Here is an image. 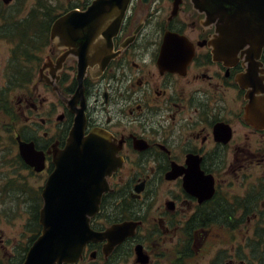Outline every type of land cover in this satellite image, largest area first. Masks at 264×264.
Returning a JSON list of instances; mask_svg holds the SVG:
<instances>
[{"label":"flooded vegetation","instance_id":"af4514ba","mask_svg":"<svg viewBox=\"0 0 264 264\" xmlns=\"http://www.w3.org/2000/svg\"><path fill=\"white\" fill-rule=\"evenodd\" d=\"M15 1L0 0L3 71L20 90L16 101L4 92L6 79L0 87V159L5 164L10 136L16 162L47 181L80 115L82 137L98 133L112 167L90 218L103 237L63 264H198L216 228L243 233L248 252L222 248L207 264H264V46L248 43L221 57L220 16L192 0H129L119 24V8L101 7L107 17L96 18L98 32L82 51L55 24L94 0L52 18L55 6L40 0L20 21L7 16L17 13L8 9ZM29 48L37 67L24 76L12 60L21 67ZM31 148L40 169L24 157Z\"/></svg>","mask_w":264,"mask_h":264},{"label":"water","instance_id":"95a60500","mask_svg":"<svg viewBox=\"0 0 264 264\" xmlns=\"http://www.w3.org/2000/svg\"><path fill=\"white\" fill-rule=\"evenodd\" d=\"M128 1L94 0L87 11L76 10L61 17L55 28L70 44L81 45L83 51L98 32L96 18L100 17L103 21L107 17L99 12L101 7L106 9V5H110L112 9L119 8L121 14L116 21L119 24ZM192 1L199 9L206 10L212 19L215 15L220 16V36L215 44L217 55L229 56L230 48L234 52L248 43H259L261 49L264 46V0ZM108 17L112 16L108 14ZM67 26H71L72 30L67 31ZM170 48V44L166 43L164 52L167 53ZM81 65L80 75L84 71V64ZM81 129L78 115L67 147L55 152V170L43 190L44 206L40 211L42 233L31 246L23 264L76 262L89 240L103 237L91 228L90 218L99 211L106 188L100 179L111 173L112 167L106 158L108 149L98 142V133L85 138ZM33 148L24 151V157L40 169L42 166H38L34 159L36 152ZM120 227L123 231L126 224H120ZM113 231H117L115 226L106 233L110 235Z\"/></svg>","mask_w":264,"mask_h":264},{"label":"rangeland","instance_id":"374dc122","mask_svg":"<svg viewBox=\"0 0 264 264\" xmlns=\"http://www.w3.org/2000/svg\"><path fill=\"white\" fill-rule=\"evenodd\" d=\"M40 0H16L12 8L17 10L16 14H8V17L18 18L22 20L28 16L39 5ZM55 6V10L52 11V16L62 12L65 6L76 5L81 3L80 0H43V3ZM84 1V0H83ZM50 4V3H49ZM41 10V9H40ZM45 12V11H44ZM46 14L49 13L46 11ZM44 15L37 14L36 22L43 19ZM2 21L0 20V25ZM43 27L40 25L36 33L39 37L40 43L45 41V33L41 30ZM0 40V76L4 79H0L1 84L9 82V68L3 71V63L9 64V59L4 61L6 56V48ZM31 48L19 56L21 61V67L16 65L15 58L12 60V66L14 70H22L24 76L31 75V67H37L36 62H32L35 58L31 54ZM46 52L41 50L39 52L40 58H44ZM38 56L36 55V59ZM4 92L10 96V98H16L20 90L12 88L9 82L8 88L4 89ZM15 145L13 144L10 136L7 137V153L5 164L0 159V264H20L26 254L28 247L31 245L34 238L38 235L39 224L36 217V212L42 207L43 202L40 197V189L44 186L47 175L40 174L35 169H28L25 166L17 163L15 160ZM157 202V201H156ZM153 212H151V215ZM264 224V221H262ZM261 222V223H262ZM251 235V234H250ZM245 236L238 231H226L221 228H216L214 238H210L207 242L201 246L200 254L198 257V264H207L209 259L212 258L218 251L224 248L225 251L231 250L232 253L239 252V247L242 245L245 252ZM244 259H247L244 256ZM239 264V260H237ZM82 264H93L88 260Z\"/></svg>","mask_w":264,"mask_h":264},{"label":"trees","instance_id":"16d2710c","mask_svg":"<svg viewBox=\"0 0 264 264\" xmlns=\"http://www.w3.org/2000/svg\"><path fill=\"white\" fill-rule=\"evenodd\" d=\"M231 214L234 216L235 212H231ZM37 219L39 218V212H36ZM38 222V221H37ZM39 231H40V225H39ZM39 233V232H38ZM25 257V256H24ZM24 259V258H23Z\"/></svg>","mask_w":264,"mask_h":264}]
</instances>
